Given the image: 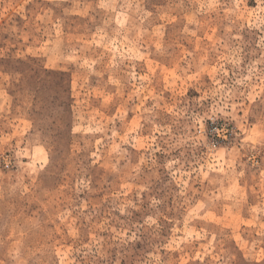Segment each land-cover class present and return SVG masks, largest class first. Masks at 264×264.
Returning <instances> with one entry per match:
<instances>
[{
  "label": "rangeland",
  "instance_id": "obj_1",
  "mask_svg": "<svg viewBox=\"0 0 264 264\" xmlns=\"http://www.w3.org/2000/svg\"><path fill=\"white\" fill-rule=\"evenodd\" d=\"M0 264H264V0H0Z\"/></svg>",
  "mask_w": 264,
  "mask_h": 264
}]
</instances>
